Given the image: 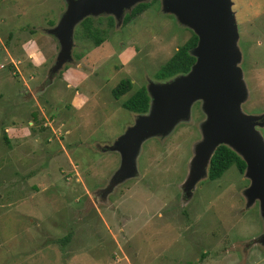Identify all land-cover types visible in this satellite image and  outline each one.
<instances>
[{"label":"rangeland","instance_id":"374dc122","mask_svg":"<svg viewBox=\"0 0 264 264\" xmlns=\"http://www.w3.org/2000/svg\"><path fill=\"white\" fill-rule=\"evenodd\" d=\"M149 1L123 7L118 17H83L72 28L69 58L48 80L59 52L48 31L67 0H0V46L16 37L46 57L37 70L46 80L36 86L12 76L0 52V94L11 99L26 83L42 111L21 103L5 110L0 95V264H264V216L244 172L231 166L209 181L207 164L186 183L195 178L189 167L206 117L200 100L165 137L144 139L132 178L109 186L120 162L111 145L137 117L121 103L149 82L168 81L154 73L193 34L161 10L163 0L122 26L133 6ZM230 2L246 90L239 109L257 117L264 142V0ZM84 20L99 30L97 47ZM65 77L76 85L68 88ZM122 79L131 89L114 100L110 91Z\"/></svg>","mask_w":264,"mask_h":264},{"label":"water","instance_id":"95a60500","mask_svg":"<svg viewBox=\"0 0 264 264\" xmlns=\"http://www.w3.org/2000/svg\"><path fill=\"white\" fill-rule=\"evenodd\" d=\"M135 1L139 0H67L64 16L48 31L59 44L49 73L57 71L69 58L71 31L77 22L89 14L102 12L118 17L123 7ZM162 4L163 12L174 14L196 36V44L189 51L194 63L185 74L158 84L149 82L144 88L148 97L146 112L137 114L133 125L111 145L120 162L109 186L132 178L144 139L165 137L188 117L191 104L200 100L206 117L201 126V141L194 147L189 167L195 178L186 183L202 177L201 170L217 146H227L241 156L245 164L243 174L249 180L247 194L258 199L264 216V142L254 129L258 125L257 117L244 115L239 109L246 99V90L237 66L240 56L230 10L232 3L230 0H163ZM260 242L264 245V233Z\"/></svg>","mask_w":264,"mask_h":264},{"label":"trees","instance_id":"16d2710c","mask_svg":"<svg viewBox=\"0 0 264 264\" xmlns=\"http://www.w3.org/2000/svg\"><path fill=\"white\" fill-rule=\"evenodd\" d=\"M158 0H150L147 3H138L133 6L130 11L124 15L122 19V26L129 23L137 15L142 13L151 3H155ZM84 30L87 32V36L93 39L95 47L102 42V37H99V30L96 27H91L90 21L84 20L82 22ZM197 38L195 35L191 36L176 49L172 56L161 65L154 73V79L164 81L171 79L177 75L185 74L190 66L194 63V58L190 56L189 51L195 46ZM76 60L79 59V55H75ZM131 89V83L128 79L120 80L110 91L114 100L128 93ZM148 106V97L146 95L144 87L137 88L123 103L121 107L133 114L145 113ZM235 167L238 173L242 174L245 168L244 162L235 155L231 150L223 145L217 146L211 154L208 166H207V179L213 181L218 179L229 167ZM69 235L62 238L61 242H66Z\"/></svg>","mask_w":264,"mask_h":264},{"label":"crops","instance_id":"0c3cea01","mask_svg":"<svg viewBox=\"0 0 264 264\" xmlns=\"http://www.w3.org/2000/svg\"><path fill=\"white\" fill-rule=\"evenodd\" d=\"M30 45H31V42H30ZM33 45L34 44H32L31 47H29L28 43H24L20 39L14 37V38L9 39V42L6 45L1 44V46H0V48H1L0 52L3 53L4 57H6L10 62L7 69L9 71H12L11 72L12 76L19 77L21 79V80L19 79L20 81H23L26 78V80H27L26 83L29 85H32L34 81H37L39 79L40 74L37 72V70L42 68V66L46 63V60H45L46 57L42 53V50L40 51L36 45H34L35 47ZM9 47H11V48L8 50V52L7 51L5 52L4 50L9 48ZM11 49H14V51L9 52ZM19 50L21 52H19ZM16 52H18V54H16ZM11 53H14L18 58H12ZM93 54L94 53H90L89 57H94ZM77 66H78V69L81 70V66H83V65L77 64ZM77 66L75 65V66H69V67H77ZM0 68H3V66L0 65ZM47 70L49 73L50 69L48 68ZM33 73L37 76L36 80L32 79ZM48 76H50V73ZM43 80H45V79H41L40 81L38 80L37 81L38 83L37 82H36L37 84L35 83L36 86H38L41 82H43ZM64 81H67L68 83H70V81H68L66 77H65ZM26 83H24V85H22L24 87L23 92L21 94L15 95L11 99H7V98H10L11 96H6L5 94H0L3 96L2 98H4L3 101L5 102V105H6L3 108L4 109L5 108L6 109L16 108V106L20 105V103L26 108H28V107L31 108L34 105H36L38 107L40 113L42 114L40 106H38L37 103L34 104V103L30 102V99H33V95H32L31 90L28 89L29 86H27ZM73 85H76V84L71 82L70 85L68 86V88H70V86L72 87ZM31 89H32V87H31ZM20 100H22V102H20ZM8 102H11V103L8 104ZM84 104L85 103H83V105ZM70 105H72L71 101H70ZM31 114H32V111H31ZM3 131H8V129H6L4 126Z\"/></svg>","mask_w":264,"mask_h":264},{"label":"flooded vegetation","instance_id":"af4514ba","mask_svg":"<svg viewBox=\"0 0 264 264\" xmlns=\"http://www.w3.org/2000/svg\"><path fill=\"white\" fill-rule=\"evenodd\" d=\"M45 78L49 80V76H48V74H47V76H45ZM46 79H45V80H46ZM42 84H43V83H42ZM39 85H40V84H39ZM39 85H38V86H39ZM110 94H111V93H110ZM111 97H112V96H111Z\"/></svg>","mask_w":264,"mask_h":264}]
</instances>
